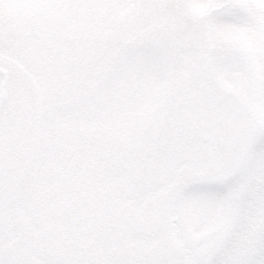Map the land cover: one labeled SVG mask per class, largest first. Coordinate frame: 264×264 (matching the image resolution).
I'll use <instances>...</instances> for the list:
<instances>
[{
  "label": "rangeland",
  "instance_id": "rangeland-1",
  "mask_svg": "<svg viewBox=\"0 0 264 264\" xmlns=\"http://www.w3.org/2000/svg\"><path fill=\"white\" fill-rule=\"evenodd\" d=\"M64 1L0 0V173L14 152L29 163L0 217V264L211 260L228 218L186 200L169 160L193 126L227 119L228 95L264 122V63L223 91L195 63L148 72L126 60V39L161 12L71 0L58 19Z\"/></svg>",
  "mask_w": 264,
  "mask_h": 264
},
{
  "label": "snow or ice",
  "instance_id": "snow-or-ice-1",
  "mask_svg": "<svg viewBox=\"0 0 264 264\" xmlns=\"http://www.w3.org/2000/svg\"><path fill=\"white\" fill-rule=\"evenodd\" d=\"M163 14L158 25L130 30L124 56L148 72L173 61L186 69L198 64L199 80H251L253 63H264V0H111ZM209 11L204 17L192 9ZM234 78H238L234 79ZM226 120H208L183 136L169 166L186 200L225 214L228 224L202 264H264V122L240 97L227 96Z\"/></svg>",
  "mask_w": 264,
  "mask_h": 264
},
{
  "label": "flooded vegetation",
  "instance_id": "flooded-vegetation-1",
  "mask_svg": "<svg viewBox=\"0 0 264 264\" xmlns=\"http://www.w3.org/2000/svg\"><path fill=\"white\" fill-rule=\"evenodd\" d=\"M69 4L70 3L65 4V6L63 7L64 10L69 9ZM114 6L118 7L116 4H114ZM138 10L144 11V17L148 18L146 14L150 13L149 8H140ZM62 17H65V14ZM134 19L137 20L136 17H134ZM3 171L4 173H0V203L3 201H7L9 195H11V193L15 192V190L17 189L15 188V185L18 182V175L21 173L22 167H20L17 162L9 163L8 167L4 168ZM2 212L3 203L0 204V215L2 214Z\"/></svg>",
  "mask_w": 264,
  "mask_h": 264
}]
</instances>
